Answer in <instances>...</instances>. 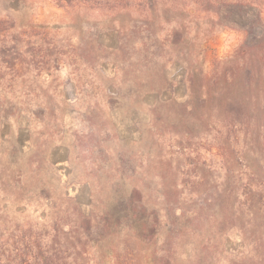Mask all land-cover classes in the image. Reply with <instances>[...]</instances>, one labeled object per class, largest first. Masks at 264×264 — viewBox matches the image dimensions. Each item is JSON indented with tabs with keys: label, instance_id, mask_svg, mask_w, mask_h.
Returning a JSON list of instances; mask_svg holds the SVG:
<instances>
[{
	"label": "rangeland",
	"instance_id": "374dc122",
	"mask_svg": "<svg viewBox=\"0 0 264 264\" xmlns=\"http://www.w3.org/2000/svg\"><path fill=\"white\" fill-rule=\"evenodd\" d=\"M150 2L0 0V264L39 246L55 264H264V203L243 196L242 160L226 175L222 138L189 120L177 83L201 47L218 57L223 26L196 33L172 11L146 43ZM256 12L264 22V5ZM139 203L137 221L158 223L142 241L128 237Z\"/></svg>",
	"mask_w": 264,
	"mask_h": 264
},
{
	"label": "trees",
	"instance_id": "16d2710c",
	"mask_svg": "<svg viewBox=\"0 0 264 264\" xmlns=\"http://www.w3.org/2000/svg\"><path fill=\"white\" fill-rule=\"evenodd\" d=\"M148 1L151 2L146 6L144 16V23L148 30L146 43H151L149 36L155 34L151 28L155 24L168 21V14L172 11L187 15V23L190 25L194 22L193 25L197 27L196 33L198 23L211 22L213 26V21L217 20L221 26L238 30L243 34L241 42L231 56L223 60L213 57L207 61L208 47H201L199 53L202 59L195 64L193 62L196 57H193L190 63L185 61L187 65L184 75L177 83H183L187 93L184 103L191 116L189 120L191 122L202 120L204 123L212 124L219 138H222L218 149L223 166L226 167V175L231 176L229 172H234L231 165L242 160L248 171L244 173L247 181L243 184V196L250 204L257 200L264 203V158L261 159L264 156V147L258 138L261 131L264 135V22L258 12L252 13L264 5V0H192L189 7L183 11L170 3H163L160 9L159 5L162 0ZM182 30L181 27L173 28L171 38L168 40L170 49L174 52L173 58L176 57V61H172L173 64L180 60L178 59L182 48L180 42L184 40ZM192 38H195V35ZM224 130L226 135L222 134ZM238 135H243L242 146H240L241 154L236 147ZM254 151L260 153L255 154ZM240 178L241 175H238L237 179L241 180ZM252 192H257V200ZM220 200L222 198L216 197V201ZM131 206L127 216L137 221L145 214V207L140 203L137 206ZM170 218L177 219L173 216ZM191 218L194 220L195 216ZM111 224L104 225L107 231L111 230ZM137 224L138 227L131 229L128 235L136 241H142L152 229H156L153 226H158L156 221L151 224L147 220H141ZM84 225L85 227L92 226L87 220ZM113 225L115 226L116 223L114 222ZM178 225L181 228H188L179 221ZM53 253L39 246L36 252L27 253V255L23 253V258L18 263L55 264L57 254ZM137 264H141V261Z\"/></svg>",
	"mask_w": 264,
	"mask_h": 264
},
{
	"label": "clouds",
	"instance_id": "9594fccd",
	"mask_svg": "<svg viewBox=\"0 0 264 264\" xmlns=\"http://www.w3.org/2000/svg\"><path fill=\"white\" fill-rule=\"evenodd\" d=\"M214 36L216 40L217 56L221 60L231 56L234 48L243 38L242 33H237L234 29L229 27L218 28Z\"/></svg>",
	"mask_w": 264,
	"mask_h": 264
}]
</instances>
